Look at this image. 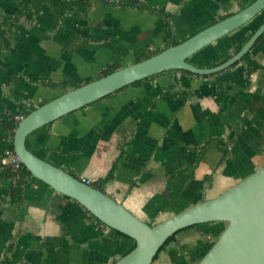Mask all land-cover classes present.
Listing matches in <instances>:
<instances>
[{"label":"crops","instance_id":"1","mask_svg":"<svg viewBox=\"0 0 264 264\" xmlns=\"http://www.w3.org/2000/svg\"><path fill=\"white\" fill-rule=\"evenodd\" d=\"M0 0V153L13 146L5 121L34 110L112 64L160 52L254 0ZM141 4V5H139ZM264 21V10L191 57L200 67L228 59ZM248 63L210 75L171 70L139 80L36 129L28 148L104 191L149 224L216 197L264 166V33ZM229 56V57H228ZM224 60V61H225ZM222 63V62H221ZM220 64V63H219ZM218 65V64H217ZM215 66V65H214ZM0 161V260L14 264H112L132 241L79 202L29 178L20 203ZM220 222L177 232L152 264H197Z\"/></svg>","mask_w":264,"mask_h":264},{"label":"water","instance_id":"2","mask_svg":"<svg viewBox=\"0 0 264 264\" xmlns=\"http://www.w3.org/2000/svg\"><path fill=\"white\" fill-rule=\"evenodd\" d=\"M263 10L264 0H254L178 44H171L148 58L67 90L19 121L13 141L14 150L32 175L79 202L105 225L135 240V247L112 264H152L163 245L176 232L211 222H223L225 225L197 264H264V166L220 195L151 225L106 192L37 156L28 148L27 137L71 111L158 73L186 70L204 76L231 67L263 35L264 21L243 47L222 63L200 67L189 59L205 46L256 18Z\"/></svg>","mask_w":264,"mask_h":264},{"label":"trees","instance_id":"3","mask_svg":"<svg viewBox=\"0 0 264 264\" xmlns=\"http://www.w3.org/2000/svg\"><path fill=\"white\" fill-rule=\"evenodd\" d=\"M91 1L92 0H71L70 1V6L72 8H75V7H78L80 9H87L90 4H91ZM125 3L126 4H131V5H134L136 3H138V0H125ZM141 5V4H139ZM24 7L26 9V15L27 17H31V13L29 11V1L28 0H24ZM218 19H214L212 20V23H215L217 22ZM9 24V23H0V44L2 45H7L8 42H7V39L5 37V26ZM253 33H249L248 36L246 38H244L241 42H239L238 44H236L235 48H234V52H238L242 47L243 45L248 41V39L251 37ZM260 40V38L257 40V42ZM256 42V44H257ZM179 41H175L174 44H178ZM255 44V45H256ZM157 52H153V53H148L146 54L145 56L142 57V59H145V58H148L150 56H152L153 54H156ZM229 57V56H228ZM140 59V60H142ZM225 60V59H224ZM223 60V61H224ZM190 62L191 61V58L189 59ZM223 61H220V62H217V63H213L212 66L214 65H217ZM241 61H246L248 63V73L249 75L253 72H255L256 70H258L259 68H261V65L257 63V61H255L253 58H252V55H251V50L249 52H247L244 57L236 62L234 65L238 64L239 62ZM233 65V66H234ZM121 68V65L119 63H115V64H112L110 65L109 67H107L106 69H104L101 74H100V77L102 76H105L117 69ZM181 71H184V72H187L189 74H192V75H195L194 73L190 72V71H186V70H181ZM138 82V81H137ZM135 82V83H137ZM58 86H62V87H71V88H76V87H79L81 86V83H70V82H62L60 84H56ZM118 91V90H117ZM116 92V91H115ZM32 110H24L23 111V115L24 116H27ZM18 123H19V119L18 117L16 118H11L7 121H5V127L10 135V138L12 141H14V136H15V130L18 126ZM12 148L14 149V145L12 146ZM29 149L34 152L37 156L45 159V154L44 152H42L41 150H35L34 148H30ZM114 171H115V164L114 166L112 167V169L110 170V172L103 178L101 179L100 181L98 182H95V183H91L93 186H95L96 188L104 191V184L109 181L110 179L113 178V174H114ZM73 175H75L76 177H78L79 179H81L78 175H76L75 173H71ZM2 175L5 176V177H8L12 180V186H11V194H10V199L12 202H15V203H20L21 201V197H22V191H23V188L24 186L27 184L29 178L32 176V173L31 171L22 163L21 166L17 169H15L13 166L11 165H6L5 167H3L2 169ZM105 192V191H104ZM66 196V195H65ZM68 197V196H67ZM88 211V210H87ZM89 213H91L90 211H88ZM92 214V213H91ZM93 215V214H92ZM98 222L100 223H103L101 222L99 219H97ZM212 223V222H211ZM221 224H223V226L225 225V223L223 222H220ZM153 225V224H151ZM114 232H116L117 236L120 238V239H125V240H128V241H132V246L131 248L129 249V251L135 247V240L128 236L127 234L125 233H122L118 230H115L113 229ZM177 234V232L172 235L167 241L166 243L163 245V247L161 248V250L159 251L158 255L156 256L155 260L157 259V257L159 256V254L163 251V249L174 239L175 235ZM154 260V261H155ZM0 264H14L13 260L9 259V258H4L2 260H0Z\"/></svg>","mask_w":264,"mask_h":264},{"label":"built area","instance_id":"4","mask_svg":"<svg viewBox=\"0 0 264 264\" xmlns=\"http://www.w3.org/2000/svg\"><path fill=\"white\" fill-rule=\"evenodd\" d=\"M24 116L19 115L18 119L19 121L23 118ZM0 161L2 162L3 166L5 167L6 165H11L15 169L19 168L21 164L23 163L18 154L15 152V150L11 148H7L3 153H0ZM86 183H90L89 180H84Z\"/></svg>","mask_w":264,"mask_h":264}]
</instances>
